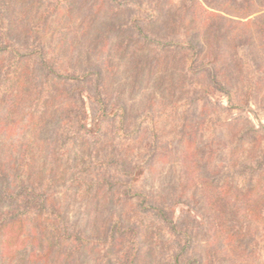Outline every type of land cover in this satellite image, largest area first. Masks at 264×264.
Masks as SVG:
<instances>
[{
    "label": "trees",
    "instance_id": "obj_1",
    "mask_svg": "<svg viewBox=\"0 0 264 264\" xmlns=\"http://www.w3.org/2000/svg\"><path fill=\"white\" fill-rule=\"evenodd\" d=\"M109 46V54L119 52V59L126 63L124 82L113 84L105 73L102 60ZM50 56L56 63L48 62ZM4 58L11 61L8 68ZM63 59L68 71L61 75L64 70L59 74L55 68ZM12 69L14 73L9 72ZM148 80L161 90L163 101L154 100L152 94L137 102L135 111L126 94L140 95ZM0 85L4 86H0V100L4 99L5 120L14 121L19 114L28 122L29 112L24 109L31 108H25V102L33 97L34 124L25 130L22 150L34 160L38 143L46 158L43 163L25 158L24 163L18 157L10 164L0 152V264H154L146 262L149 241L156 245L163 264H182L189 254L187 246H181L183 232L178 231L184 221L174 215L162 217L164 204L157 206L159 213L154 215L162 221L155 228L157 233L141 250L137 247L142 244L131 242L127 247L118 234L124 225L148 223L146 217L125 214V206L137 211L138 204L149 200L156 205L160 199L155 193L128 191L139 166L154 173L152 165L166 161V156L156 159L159 148L168 150L186 142L181 136L185 137L192 121L197 135L206 140L203 128L208 113L199 101L209 103L203 94L211 87L228 97V106L213 105V160L207 159L208 141L198 144L192 156L186 148L182 163L188 179L181 186L200 188L197 180H190L196 170L202 194H213V213L227 222L219 230L229 229L228 240L239 244L234 254L247 253L264 264V249L244 251L248 243L264 241V236H254L260 226L248 224L258 220L264 226V127L256 129L243 115L247 107L264 106V0H0ZM83 89L102 103V117L108 115L111 122L130 129L129 144L109 130L69 141L73 129L85 127L79 96ZM60 96L63 101L56 103ZM109 103L115 105L113 115L107 113ZM227 110L241 113L224 120ZM162 122L166 130L176 131L174 136L162 140ZM104 146H109L105 159H97L100 164L89 161ZM80 175V182L73 183ZM53 187L56 193L50 190ZM122 187L127 190L117 194ZM68 194L86 202L83 223H74L70 230L78 229L84 237L75 248V242L62 240L70 219L63 203ZM31 206L35 210L29 219L37 223L35 232L24 228ZM186 218L194 223L190 216ZM246 228V234L234 236ZM43 231L40 251H31L34 233ZM213 264L221 263L213 260Z\"/></svg>",
    "mask_w": 264,
    "mask_h": 264
},
{
    "label": "rangeland",
    "instance_id": "obj_2",
    "mask_svg": "<svg viewBox=\"0 0 264 264\" xmlns=\"http://www.w3.org/2000/svg\"><path fill=\"white\" fill-rule=\"evenodd\" d=\"M197 1H201V0H197ZM60 7H63V5ZM190 12L192 13L193 10ZM197 17L199 20L202 19L199 15ZM52 20H55V19H52ZM71 25L74 26V24H71ZM50 32L51 31L48 30V33ZM47 40L48 38L45 39L46 42ZM49 40L51 41V38H49ZM84 42L87 44L86 46H90L89 43H87V39ZM109 53H110V46L108 48V52L106 53V56L102 60L103 63H106L105 65H103V67L105 69V73H108V79L111 80L113 84L121 82V81L124 82L126 78V67H125L126 63L119 59V56H120L119 52H116L114 50L112 54H109ZM64 61L65 60L63 59L61 63L62 66L58 65L59 68L58 69L55 68V70L58 73L60 72L59 71L60 69L64 70L62 74L59 73L61 75L66 74V72L68 71L67 66L65 65L66 63H64ZM10 62L11 61L9 58H4L3 65L6 68H8L11 64ZM48 62H50L51 64V62L54 63L55 60L50 56L48 59ZM8 70H6L7 74H8ZM9 72L14 73L15 70L12 69ZM51 76L52 75H50V77ZM155 79L156 77L153 80ZM127 82L130 85V82L129 81ZM146 83L147 84L144 87V89L141 91L142 93L140 95L138 94L140 92H136V91L135 92L129 91V93L126 94L128 103L134 107L135 111L138 109L135 107V104L137 105V102H141L143 100L145 101V99L146 100L150 99L152 97V94H153L152 98H155L154 100L163 101L164 96L163 94L160 93L161 90L158 87H155L156 85L153 84V81L151 82L148 80ZM4 84L5 83H3V85ZM3 85H0V86L4 87L5 85L4 86ZM60 88H62V85L60 86ZM88 90L89 89H83L79 93L81 100L83 98V114H84V119H85V127H83L82 129L80 128L79 131H75L76 129H73L69 137V141L74 139V137L76 136H81L82 134L85 136H95V135L100 134V132H102L103 130H109L108 133L110 135H114L120 138L121 142H123L124 145L129 144L130 139L132 140V136H129V133H128L130 129L128 128L125 129L124 127H121L120 124L111 122V119L108 118V115H106L105 117H102V115L105 114L104 108H102L101 106L102 103L97 100V97L94 95V93H92L91 91L89 92ZM128 90L129 89H127V91ZM8 96L10 97V95L7 94V97ZM32 98L33 97H28V100H26L25 102L26 104L25 108H31L29 109V111H27L28 109L26 110L24 109L25 112H29L28 122L27 121L25 122L24 119H22L20 116L18 117L19 114L16 115L14 121L10 119L5 120V117H4L5 116V104L2 102L4 101V99L1 98L0 100V152L2 153V158L7 159V161L10 164H12L14 162V159L18 157H22L21 162H24L23 159L25 158L28 160H32V161L41 159L40 161L42 163L44 162V160L46 161L44 149L42 150V146L39 145L38 143H37L38 147L35 149V151L37 150V152L34 156V160L33 158H30V157L27 158L28 156L27 152L25 150H22L23 149L22 139L24 137L25 130L32 127L34 124L33 116H35V112L32 109L33 108ZM203 98L209 101L208 104H203L202 98L199 101L201 104V107L206 106V111H204V113L205 114L208 113V120L203 128L207 135L206 140L205 139L203 140V138H200L197 135V125L195 124L196 122L192 121V123L190 122L188 124L185 137L181 136V139L183 138L187 140L186 142L181 141L176 147L170 148L168 150L159 148V152L156 155V159L159 157L166 156L165 157L166 161L164 162V164H160L159 162H156L155 164H153L152 170L154 171V173L149 174L148 171L145 170L144 165L139 166V169H137L134 173L135 180L132 184V188H130L128 191H130L133 194H141V195L155 193L159 196L160 199L156 205H153V203H150L149 200L147 201V203L138 204L139 208L137 211L134 210L132 207L129 208V205L125 206L126 207L124 211L125 214H128V215L134 214L139 217H146L148 223L142 224L141 227H138L140 224H136V223H133V224L137 226H134L133 224L124 225L123 232L119 233L118 237L126 240L127 247L132 242V244L133 245L135 244V246L142 244L137 247L138 249L141 250L142 248H144L145 243H147L150 239H154V234L157 233L155 228L160 226V223L162 221L160 218H156V216L154 215H157V213H159L158 211L159 208H157V206L159 204H164L166 206V209L163 210V213L165 214H162V217L166 216L167 218H172V215H174L175 219L177 217H182L181 220L184 221L182 225L178 227V231L183 232V234H181L182 235L181 237L183 239L181 246H187L185 253H189V254L181 259L182 264H213V260L214 262H217V263L220 262L221 264H258L259 262H256V258L251 257L250 254L245 253L246 255L245 254L243 255V253L241 254V252H239L238 254L237 253L234 254L233 250L237 246H239V244L238 242H236L235 239L228 240V234H230L231 232L229 231V229H225L224 233L220 231L221 229L219 230L218 226L221 223L227 224V222L223 221L222 219L217 218L216 215L213 213V194L211 193V191L203 192L202 194L203 187L201 186V183L199 182V176H198V173L195 172L196 170H194V172L192 170L190 180L192 179L191 182L193 181L196 182L197 180L200 188L198 190H195V187H194L191 189L187 188L186 190V188L181 186V184L185 186V184H187L186 181L188 179V176H186L184 172L183 163H182V158H183L182 154L184 150L187 148V153L190 154V156H192L195 153V150L198 144L203 143V141H208L207 143L209 144L207 148V153L209 155H207L208 156L207 159L211 158L212 155L210 156V154L212 153L211 151H213V128H214L213 120H215L213 118L214 116H216V115L213 116V105L228 106V97L222 94L221 92L215 91L212 87L205 94H203ZM10 99L11 98H9L8 100ZM62 101L63 100L60 96V98L57 100L56 103H59ZM84 102H85V105H84ZM52 104H55V101H53ZM188 104L190 105L189 101H188ZM108 106H109L108 109H106L107 113L109 115H113L114 110H115V105L113 103L112 104L109 103ZM223 113H224L223 119L226 120L227 118H229V116L231 115L238 116L241 112L239 110H234V111L227 110V112L225 111ZM243 115H245V117L252 123L253 127H255L256 129H260L264 127V106L262 107L252 106L251 108L247 107V109L243 112ZM16 118L17 119L19 118V120H16ZM128 127H130V125H128ZM132 127H133V124L131 123L130 128L132 129ZM159 129H160L159 136L162 138V140L164 138H169L170 136H174L176 133V131L170 132L169 129L166 130L165 127H163V122L160 123ZM262 136L264 138V130L262 132ZM31 138L32 136L29 137V140ZM193 138L195 139L194 143H190V145L185 144L187 142H191ZM70 144L72 143L69 142L67 145H70ZM105 146L104 148H101V149L99 148L101 153L99 152L100 155H98V157H95L93 160L90 159L89 161H95V164H100L96 162L97 159L104 160L108 153L107 150L109 149L108 148L109 146H107L106 148ZM68 157L69 158L72 157V154L70 155L68 154ZM49 160H50L49 164L51 166L52 158ZM198 160L199 159L195 157V161H198ZM212 160H213V157H212ZM94 169L97 170L95 167ZM67 176H66V181L67 182L71 181V179H68ZM81 177L82 175L76 177L75 179L72 180V182L73 183L80 182ZM103 185L105 186V183H103ZM69 186L70 185H68V187ZM101 187L104 189L103 186ZM50 190L56 193V189H54V187ZM59 190L60 192H62L65 189H59ZM126 190H127L126 188L122 187L120 191L117 192V194H122ZM194 191H197V192H194ZM83 192H84L83 189H81V193H80L81 197H83ZM63 203L65 206H67V208L65 207V209L68 210L70 219L67 221L68 231L66 232L65 235H62L64 236L62 240L63 241L66 240L68 243L75 242V244H73L75 248L79 244H82L81 239L84 237H81L82 235L79 233L78 229H76L75 231H70V230L74 229V226L76 225L74 223H77V222L78 224L83 223L86 202L84 204L83 202H81L79 198L76 200L72 197V194H68V195H65V197L63 196ZM140 207H143V209ZM151 207H154V209H150ZM32 208L34 207L31 206V210L29 209L25 213L24 228L26 230L28 229L34 230L35 232V226H37V223H33L32 219H29V217L32 216L31 214L35 210V209L33 210ZM59 208L62 209V206H60ZM186 216H190L191 221H194V223L190 222V218H186ZM248 224H251V226L252 225L260 226L261 229H258V233L254 235L255 237L259 239L264 236L263 222H260L257 220L255 222H250V223L248 222ZM93 230L94 229H91V232ZM247 230L248 229L246 228L245 231L238 232L237 234H234V236L238 237L241 234L244 235L246 234ZM15 231L16 233L18 232L20 233L18 229H16ZM120 231H122V226H120ZM165 232L167 233V234L165 233L166 234L165 236L167 237L170 236V232L168 233L167 230ZM91 234H93V232L87 235L92 236ZM146 234L150 235V237L145 238ZM45 235H46V232L44 231H43V234L34 233V240L32 241L33 246L31 247V251L33 250L37 252L40 251V239L42 241V238L44 239ZM141 238H143L144 241L141 242L140 241ZM47 240L48 239L44 241H47ZM155 240L157 239L155 238ZM149 242H148V246L150 245L151 252H150V255L148 253L149 256L146 257V262L148 263L154 262V264H163V261L160 259L162 256L158 253L157 249L155 250L156 245L154 243H151V242L149 243ZM10 243H12L13 245L17 244V242H13V241ZM256 243L257 241L254 243L253 242L248 243V246H244V251L250 252L249 249H251V247L253 248L258 247L259 249H264V241L261 240L258 244ZM259 261H260V258H259ZM91 262L92 261H89L90 264H93V262L92 263Z\"/></svg>",
    "mask_w": 264,
    "mask_h": 264
}]
</instances>
